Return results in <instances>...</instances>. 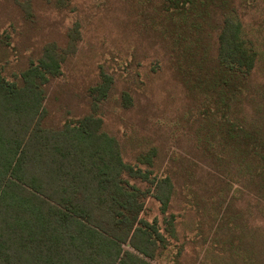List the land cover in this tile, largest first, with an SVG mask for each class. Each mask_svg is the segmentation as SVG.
I'll list each match as a JSON object with an SVG mask.
<instances>
[{
	"label": "rangeland",
	"instance_id": "obj_1",
	"mask_svg": "<svg viewBox=\"0 0 264 264\" xmlns=\"http://www.w3.org/2000/svg\"><path fill=\"white\" fill-rule=\"evenodd\" d=\"M162 1L70 0L59 7L51 0H0L3 74L11 78L28 67L49 43L66 48L73 34L62 73L47 88V120L59 125L93 113L91 86L103 74L112 78L95 110L103 129L117 139L125 162L149 170L155 181L169 178L173 187L167 205L153 193L145 198L140 217L156 220L168 240L150 264H264L258 161L220 136L229 118L224 128L239 122L264 139V0H226L257 50L242 91L227 100L226 86L210 81L222 11L198 16L193 33V17L184 23L162 11ZM190 43L200 66H185L178 55Z\"/></svg>",
	"mask_w": 264,
	"mask_h": 264
},
{
	"label": "trees",
	"instance_id": "obj_2",
	"mask_svg": "<svg viewBox=\"0 0 264 264\" xmlns=\"http://www.w3.org/2000/svg\"><path fill=\"white\" fill-rule=\"evenodd\" d=\"M51 1L59 7L70 2ZM228 5L226 0H163L161 6L186 18L184 23L193 17L188 25L193 33L198 16L222 11L218 69L210 81L226 86L221 90L229 92L226 100L242 91L257 58L235 10L226 11ZM26 9L30 12V3ZM70 35L66 48L47 44L38 60L30 59L11 78L0 66V264H150L168 240L156 220L140 217L145 198L153 193L167 205L173 187L169 178L155 181L149 170L125 162L117 139L103 129L95 110L107 99L112 78L103 74L91 86L93 113L59 125L47 120V88L62 73L74 42ZM191 43L178 55L186 57L185 66H200ZM123 99L125 104L130 100L126 93ZM227 120L221 121L220 136L257 159L264 186L261 132L253 128L248 133L235 121L226 129ZM128 177L148 181L153 189H142Z\"/></svg>",
	"mask_w": 264,
	"mask_h": 264
}]
</instances>
